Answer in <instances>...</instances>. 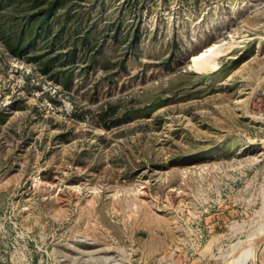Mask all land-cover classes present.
<instances>
[{
  "label": "rangeland",
  "instance_id": "rangeland-1",
  "mask_svg": "<svg viewBox=\"0 0 264 264\" xmlns=\"http://www.w3.org/2000/svg\"><path fill=\"white\" fill-rule=\"evenodd\" d=\"M249 249L264 264V0H0V264Z\"/></svg>",
  "mask_w": 264,
  "mask_h": 264
},
{
  "label": "bare ground",
  "instance_id": "bare-ground-1",
  "mask_svg": "<svg viewBox=\"0 0 264 264\" xmlns=\"http://www.w3.org/2000/svg\"><path fill=\"white\" fill-rule=\"evenodd\" d=\"M225 49V48H223ZM223 49L220 46L213 45L209 47L204 52H201L198 55L193 57V64L200 69H207L209 67L217 66V58L220 56L221 52L224 53ZM226 50V49H225ZM219 60V59H218ZM216 68V67H215ZM245 242V241H244ZM256 242V241H255ZM242 243V242H241ZM245 245V244H244ZM250 245V244H249ZM252 246V245H251ZM235 247V246H234ZM242 247V246H241ZM257 248V247H256ZM240 249V248H239ZM246 249V248H245ZM255 249V248H254ZM236 252V251H235ZM253 252V251H252ZM250 253V249L246 250L244 253L242 252L240 256L235 257L234 262L232 264H243L245 260L248 258ZM233 254V253H232ZM251 254V253H250ZM108 257V256H107ZM232 257V256H231ZM231 261V260H230ZM122 262V261H121ZM228 263V262H227ZM231 264V263H230Z\"/></svg>",
  "mask_w": 264,
  "mask_h": 264
},
{
  "label": "trees",
  "instance_id": "trees-1",
  "mask_svg": "<svg viewBox=\"0 0 264 264\" xmlns=\"http://www.w3.org/2000/svg\"><path fill=\"white\" fill-rule=\"evenodd\" d=\"M37 1H39V0H34V2H37ZM54 4H55V3L51 4L49 7H47V8H45V9L39 11V12L36 14V16H38V14L41 15V17H39V22H40L41 24L44 23V22L47 20V18H48V16H49L50 12L53 10Z\"/></svg>",
  "mask_w": 264,
  "mask_h": 264
}]
</instances>
